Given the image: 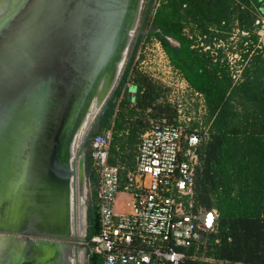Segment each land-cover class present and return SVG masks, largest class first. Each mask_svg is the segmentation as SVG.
Listing matches in <instances>:
<instances>
[{
  "label": "water",
  "instance_id": "obj_1",
  "mask_svg": "<svg viewBox=\"0 0 264 264\" xmlns=\"http://www.w3.org/2000/svg\"><path fill=\"white\" fill-rule=\"evenodd\" d=\"M143 3L0 0V264H85V148Z\"/></svg>",
  "mask_w": 264,
  "mask_h": 264
},
{
  "label": "trees",
  "instance_id": "obj_2",
  "mask_svg": "<svg viewBox=\"0 0 264 264\" xmlns=\"http://www.w3.org/2000/svg\"><path fill=\"white\" fill-rule=\"evenodd\" d=\"M258 11L263 13L258 0H160L149 22L148 34L160 43L190 88L205 98L207 136L198 149L194 201L197 207L217 211V231L204 247L189 249L195 259L184 264H264V49L254 47ZM145 20L141 21L142 28ZM235 30L239 31V42L227 51L238 56L237 81V70L230 65L227 51L218 49L212 55L194 48L197 38L209 49L219 42L228 44ZM128 65L108 110L99 120L100 130L92 137L113 122L109 163L116 164L115 157L119 161L127 157L131 168L144 128V112L153 110L157 116L166 114L170 118L173 113L169 114L168 105L155 104L160 88L142 76L131 86L133 107L125 109L130 89L124 88ZM85 165L93 185L88 241L97 233L98 217L91 162L87 167L85 159ZM90 207L95 212L93 219ZM88 264H100V260L90 255Z\"/></svg>",
  "mask_w": 264,
  "mask_h": 264
},
{
  "label": "built area",
  "instance_id": "obj_3",
  "mask_svg": "<svg viewBox=\"0 0 264 264\" xmlns=\"http://www.w3.org/2000/svg\"><path fill=\"white\" fill-rule=\"evenodd\" d=\"M159 2L151 3V17ZM258 2L264 8V0ZM257 16L254 47L263 50L264 13ZM188 91L191 102H180L171 118L151 121L140 134L131 168L109 163L113 122L90 140L98 229L82 242L87 259L94 255L100 264H184L195 259L189 249L204 247L216 233L217 211L194 201L206 109L203 94L190 86ZM118 197L123 203L116 209Z\"/></svg>",
  "mask_w": 264,
  "mask_h": 264
},
{
  "label": "rangeland",
  "instance_id": "obj_4",
  "mask_svg": "<svg viewBox=\"0 0 264 264\" xmlns=\"http://www.w3.org/2000/svg\"><path fill=\"white\" fill-rule=\"evenodd\" d=\"M154 1L155 0H152V3ZM146 3H147V0H144L138 27L131 40V43H130V46H129V49L126 55V59L123 65V68H126L127 64L129 63L128 74L126 75V80H125V86L126 85L133 86L134 84H136V80L140 76L147 78L148 80L151 81L152 84L160 88L161 95L155 104L168 105L171 110L169 114H172L174 109L180 102H184V103L191 102V99L193 98V94L189 93L188 83L184 80L181 73L171 65V63L169 62L159 42L156 40V38L148 34L149 33V22L151 20L150 8L146 16L145 25L141 30V34L137 36L140 30L141 24H142L141 21H143V14H144ZM185 34L190 35L188 30H185ZM137 37H140V38L138 41H136V44H135V39ZM237 42H239V35L238 33H236V31H234L231 39H229L228 44L224 42H219V43H216L214 47L208 50L206 49L207 47L203 46L202 40L197 38L194 48L196 49L201 48L203 49L202 51H209L210 53L212 51L216 52V50L218 49H223L225 53L227 51V47L232 46L234 48L238 44ZM227 53H228L227 55L230 61V65H232V67L237 70V73L235 74V77H234V80L237 81L239 78L238 75H239V69H240V66L238 65L239 63L238 56L237 54H232L229 51H227ZM115 102L117 103L118 101L116 100ZM128 102L129 103L126 106L127 108L125 107V109H131L134 105L132 98H130ZM116 112H117V107H115L114 109L113 117H114V114L116 115ZM137 112L140 113V111H137ZM138 113H137V116L133 118V120H136V118L138 117ZM150 114H153L154 117H151ZM163 116H166V114ZM160 117L162 116H157L156 112H154L153 110L144 112L143 131L150 125L151 121L158 119ZM100 124H101L100 122L97 124L94 131L92 132L91 137L94 134L99 132ZM200 132H201L202 139L204 141L207 136V125H205V129H201ZM89 144H90V139L87 142V145L85 148V159H86L87 167L90 163V160L88 159L89 158ZM127 152L132 157L134 156L133 154H131L129 150ZM115 159L117 160L116 161L117 165L123 168H128L129 159L127 157L123 161H119L118 157H115ZM92 188H93L92 180H88L87 181L88 194H87V199H86L87 208L89 207V205L92 204V201L89 195ZM122 203H123V197H121V200L117 199L115 208L119 209V205ZM89 212H90L89 213L90 218L93 219L95 216V212L91 207H90ZM90 223L93 226V222H90ZM84 262L85 264H88V259L86 256H85Z\"/></svg>",
  "mask_w": 264,
  "mask_h": 264
},
{
  "label": "flooded vegetation",
  "instance_id": "obj_5",
  "mask_svg": "<svg viewBox=\"0 0 264 264\" xmlns=\"http://www.w3.org/2000/svg\"><path fill=\"white\" fill-rule=\"evenodd\" d=\"M141 26H142V24H141ZM137 36H138V35H137ZM137 38H138V37H137ZM126 67H127V66H126ZM125 69H126V68H123V71L121 72V74H120V76H119V79H118L117 84H116V86H115L114 95H115V93H116V91H117V89H118V87H119V85H120V83H121V81H122V79H123V75H124ZM128 94H129V92H127V98H128ZM128 100H129V98H128ZM85 172H86V169H85ZM86 176H87V172H86ZM87 181H88V177H87ZM87 230H88V208H87V229H86L85 237H86V235H87ZM71 241H72V240H71ZM81 256L83 257V254H81ZM82 259H83V258H82ZM82 261H83V260H82ZM82 263H84V261H83Z\"/></svg>",
  "mask_w": 264,
  "mask_h": 264
},
{
  "label": "bare ground",
  "instance_id": "obj_6",
  "mask_svg": "<svg viewBox=\"0 0 264 264\" xmlns=\"http://www.w3.org/2000/svg\"><path fill=\"white\" fill-rule=\"evenodd\" d=\"M96 113H97V112H96V109H92L91 113H89V115H88V117H87V123H89V122L92 120L93 116H94ZM79 144H80V136L78 137V139H77L75 145L78 146ZM78 229H79V226H78ZM82 232H83V228L79 229V233L82 234ZM82 258H83V257L80 255V259H82Z\"/></svg>",
  "mask_w": 264,
  "mask_h": 264
},
{
  "label": "crops",
  "instance_id": "obj_7",
  "mask_svg": "<svg viewBox=\"0 0 264 264\" xmlns=\"http://www.w3.org/2000/svg\"><path fill=\"white\" fill-rule=\"evenodd\" d=\"M128 101H129V100H128ZM112 117H113V116H112ZM111 124H112V123H111ZM111 124H110V126H111ZM110 126H109V127H110ZM109 127H108V128H109ZM108 128H107V129H108ZM112 131H113V127H112ZM118 199H120V200H121V198H120V197H119Z\"/></svg>",
  "mask_w": 264,
  "mask_h": 264
}]
</instances>
